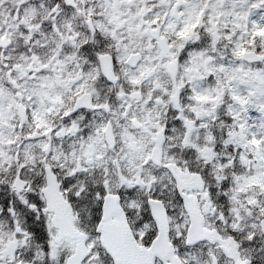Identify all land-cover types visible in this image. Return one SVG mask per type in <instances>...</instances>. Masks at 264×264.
<instances>
[{
    "label": "flooded vegetation",
    "instance_id": "flooded-vegetation-1",
    "mask_svg": "<svg viewBox=\"0 0 264 264\" xmlns=\"http://www.w3.org/2000/svg\"><path fill=\"white\" fill-rule=\"evenodd\" d=\"M226 2L0 0L2 129L12 132L0 141V264H59L75 252L77 239L62 236L47 210L49 170L85 234L84 264H114L99 230L107 197L121 211L111 220L122 221L123 237L129 229L144 249L125 255L144 264H237L225 250L231 239L242 263L264 264V242L228 220L237 203L224 193L223 172L218 181L202 174L203 191L184 189L216 235L188 244L191 216L167 168L198 171L177 160L175 133L190 122L193 81H216L203 74L231 56L224 48L237 30L225 23ZM54 239L70 243L58 257Z\"/></svg>",
    "mask_w": 264,
    "mask_h": 264
},
{
    "label": "rangeland",
    "instance_id": "rangeland-1",
    "mask_svg": "<svg viewBox=\"0 0 264 264\" xmlns=\"http://www.w3.org/2000/svg\"><path fill=\"white\" fill-rule=\"evenodd\" d=\"M254 1L251 0V6ZM226 4L231 6L229 15L232 20L225 23L229 30L233 27L237 30V33H233L231 46L224 48L226 51L230 50L231 56L223 60L222 65L216 69L211 68L213 75H216V83H206L204 79L200 81L197 78L191 84L190 122L183 131L175 133V141L177 139L181 141V148L194 154L190 156H195L196 161L201 160L206 172L217 181L222 172L225 174L222 176L224 193L232 203H237L235 208L230 209L231 214L228 216L231 226L255 238L257 242H264L259 224L260 219L264 217V70L256 63L248 64L243 58L246 51H243V46L246 44L250 46V34L244 30H249L247 21L244 20L246 10L244 1L227 0ZM223 9L224 6L218 4L214 12L220 16L219 10ZM251 12L253 15L250 33L254 30L264 32L262 6L254 4ZM223 20L224 18L220 16V21ZM262 55L264 58L263 52ZM204 60L206 59L199 63L202 64ZM196 64L198 66L197 59H194L193 70ZM192 68L190 66V73ZM200 68L197 67L198 70ZM207 74L208 72H205L204 76L207 77ZM225 96L231 99V105H226L228 101L223 98ZM224 108L229 113L225 116V121L235 119L238 126L243 127L244 132L241 135L236 133L225 136L222 143L215 145L211 135L206 133L212 129L219 135L222 133ZM239 158L246 167L244 174L235 180L227 179L229 177L226 169L231 167L230 160L234 162ZM238 175L240 174L234 172L231 177ZM261 179L262 182H259ZM260 237H263V240ZM69 244L66 240L55 242L54 239L51 251L56 253V249L60 248L59 254L66 251ZM39 254L44 252L37 251V255ZM58 254L54 257H58Z\"/></svg>",
    "mask_w": 264,
    "mask_h": 264
},
{
    "label": "water",
    "instance_id": "water-1",
    "mask_svg": "<svg viewBox=\"0 0 264 264\" xmlns=\"http://www.w3.org/2000/svg\"><path fill=\"white\" fill-rule=\"evenodd\" d=\"M246 57L250 60L260 59V57L253 52L246 53ZM160 154L161 149L155 150L152 158L157 162L159 160ZM167 167L178 182L179 191L182 198L184 199L186 210L190 213L191 216L192 223L188 231L187 242L193 244L196 241L205 238L213 239L216 236L215 232L207 231L203 227V217L199 208L197 198H195L191 194L184 192V189L189 188L203 190L205 188L204 180L197 173H184L175 164H169L167 165ZM48 177V186L43 190V192L45 194L47 202V210L54 213L52 223L59 229L62 236L65 235L77 239L75 253L67 258L66 264H82L83 260L89 254V250L87 249L85 242V235L79 233L75 228L73 208L64 199L63 193L60 191V186L57 183L56 177H54L52 174H49ZM21 183L22 182H20L19 188H23V185ZM109 203L110 198L107 197L105 205V217L103 219L105 223L102 222L99 226V230L102 232L104 237L103 244L108 248L111 255H113L115 264H144V260L141 258L125 255L126 249L132 254L144 251V249L137 246L129 229L125 233V237H123L122 232L125 228L122 225V221L120 220L119 222H116L111 220L113 214L120 215L121 211L119 209L117 211H113V208ZM153 213L156 214L155 208H153ZM164 219H166V215ZM261 226L264 232V219L261 220ZM110 228L113 231V236L111 238H107V232ZM154 247H156L155 244ZM225 250L230 255L235 256L236 260L238 261L237 264H244L240 261L238 245L234 242L233 239L229 241V244L227 247H225ZM174 261L175 264H179L177 258L174 259ZM151 264H154L153 259L151 260Z\"/></svg>",
    "mask_w": 264,
    "mask_h": 264
},
{
    "label": "trees",
    "instance_id": "trees-1",
    "mask_svg": "<svg viewBox=\"0 0 264 264\" xmlns=\"http://www.w3.org/2000/svg\"><path fill=\"white\" fill-rule=\"evenodd\" d=\"M254 41H255L254 46H257L259 50L264 52V49H260L261 46H264V38L261 37V34H258V33L255 34V40ZM259 67H262L264 69V62L260 63ZM227 114L229 115L227 109L224 108L222 111L224 129L222 130V133L220 135H218V136L214 135L215 139L223 140L225 136H228L230 134L238 133V135H241L244 132L243 127L242 126L239 127L235 119H233V120L231 119L229 122L225 121V116ZM236 126H238L237 127L238 129L236 128ZM178 144H179V142L176 141L175 145L177 146ZM181 146H182V142H181ZM181 146H179L178 149H175V152L178 155L179 161L189 162V165L191 166V168L194 167L192 169L199 170L201 173L203 172V174L206 175V171L203 169V167H201V165L199 163H197L198 164V166H197V165H195L194 162L191 161V159H192L191 157H193V156H190V155H193V154H191L189 152H185L181 148ZM63 261H64V259L63 260L61 259L59 264H63Z\"/></svg>",
    "mask_w": 264,
    "mask_h": 264
}]
</instances>
